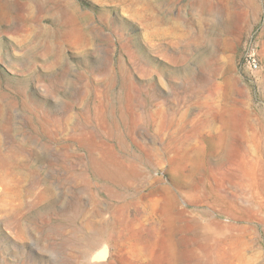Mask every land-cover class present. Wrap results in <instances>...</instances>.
Returning <instances> with one entry per match:
<instances>
[{
	"label": "rangeland",
	"instance_id": "1",
	"mask_svg": "<svg viewBox=\"0 0 264 264\" xmlns=\"http://www.w3.org/2000/svg\"><path fill=\"white\" fill-rule=\"evenodd\" d=\"M0 264H264V0H0Z\"/></svg>",
	"mask_w": 264,
	"mask_h": 264
},
{
	"label": "built area",
	"instance_id": "2",
	"mask_svg": "<svg viewBox=\"0 0 264 264\" xmlns=\"http://www.w3.org/2000/svg\"><path fill=\"white\" fill-rule=\"evenodd\" d=\"M244 62L251 70H258L259 62L256 56L255 49L252 46H249L244 57Z\"/></svg>",
	"mask_w": 264,
	"mask_h": 264
},
{
	"label": "bare ground",
	"instance_id": "3",
	"mask_svg": "<svg viewBox=\"0 0 264 264\" xmlns=\"http://www.w3.org/2000/svg\"><path fill=\"white\" fill-rule=\"evenodd\" d=\"M248 174H251V173H248ZM92 258L94 259V260H96L97 258H98V256H92Z\"/></svg>",
	"mask_w": 264,
	"mask_h": 264
}]
</instances>
